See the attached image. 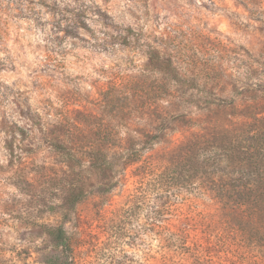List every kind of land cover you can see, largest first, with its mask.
Here are the masks:
<instances>
[{"label":"rangeland","instance_id":"obj_1","mask_svg":"<svg viewBox=\"0 0 264 264\" xmlns=\"http://www.w3.org/2000/svg\"><path fill=\"white\" fill-rule=\"evenodd\" d=\"M46 2L0 0V264H43L54 227L75 264H264V215L229 229L166 174L264 110V0Z\"/></svg>","mask_w":264,"mask_h":264},{"label":"trees","instance_id":"obj_2","mask_svg":"<svg viewBox=\"0 0 264 264\" xmlns=\"http://www.w3.org/2000/svg\"><path fill=\"white\" fill-rule=\"evenodd\" d=\"M39 1L47 5L46 0ZM253 101L240 109L237 116L240 120L227 125L228 128L216 125L211 132L205 130L196 134L186 146L180 162L166 171L170 177L167 182L170 188L181 190L189 185L229 205L228 211L220 214L223 224L229 229L233 228L231 223H243L238 217L244 216V211H238L236 207L252 208L254 215H264V110H260L259 103ZM233 103L218 101L214 106L225 109ZM235 208L237 215L233 216L230 212ZM43 229L48 240L47 251L40 256L41 262L75 264L64 230L61 227ZM236 231L235 236L240 237L245 229L238 226ZM178 241L186 247L185 250L190 249L184 238Z\"/></svg>","mask_w":264,"mask_h":264}]
</instances>
